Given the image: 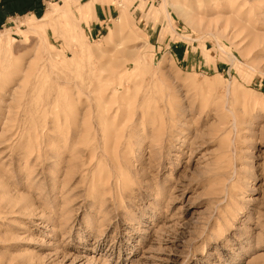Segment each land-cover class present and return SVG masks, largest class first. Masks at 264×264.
Masks as SVG:
<instances>
[{"label":"rangeland","instance_id":"rangeland-1","mask_svg":"<svg viewBox=\"0 0 264 264\" xmlns=\"http://www.w3.org/2000/svg\"><path fill=\"white\" fill-rule=\"evenodd\" d=\"M0 11V264H264V0Z\"/></svg>","mask_w":264,"mask_h":264},{"label":"crops","instance_id":"crops-1","mask_svg":"<svg viewBox=\"0 0 264 264\" xmlns=\"http://www.w3.org/2000/svg\"><path fill=\"white\" fill-rule=\"evenodd\" d=\"M39 2V0H3L2 5H0V8L4 7H9L12 10L14 8L22 6H28V8H34L35 5ZM98 6L96 8V13H95V20L94 23L96 26L101 27L103 23L108 20V16L112 15V8L109 6L106 2L103 3H98ZM2 12L0 11V14ZM1 16H0V21H1ZM95 31H98L97 27L94 29Z\"/></svg>","mask_w":264,"mask_h":264},{"label":"bare ground","instance_id":"bare-ground-1","mask_svg":"<svg viewBox=\"0 0 264 264\" xmlns=\"http://www.w3.org/2000/svg\"><path fill=\"white\" fill-rule=\"evenodd\" d=\"M63 1L67 2V0H63ZM55 5H56V4H55ZM51 6L53 7L54 5L51 4ZM53 9H54V7H53ZM53 11H54V10H53ZM56 12H57V10H56ZM51 13H53V12H51ZM51 13L45 15V17L43 18L42 21H46L47 19H50V17L53 16V14H51Z\"/></svg>","mask_w":264,"mask_h":264},{"label":"built area","instance_id":"built-area-1","mask_svg":"<svg viewBox=\"0 0 264 264\" xmlns=\"http://www.w3.org/2000/svg\"><path fill=\"white\" fill-rule=\"evenodd\" d=\"M2 3H3V0H0V5H2Z\"/></svg>","mask_w":264,"mask_h":264}]
</instances>
